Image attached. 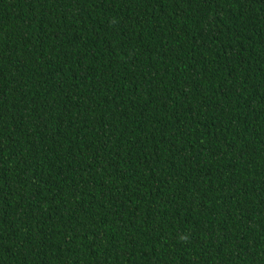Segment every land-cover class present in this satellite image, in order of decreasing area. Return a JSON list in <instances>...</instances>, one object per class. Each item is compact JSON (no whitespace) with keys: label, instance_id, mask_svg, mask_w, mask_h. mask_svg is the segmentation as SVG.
I'll return each instance as SVG.
<instances>
[{"label":"trees","instance_id":"16d2710c","mask_svg":"<svg viewBox=\"0 0 264 264\" xmlns=\"http://www.w3.org/2000/svg\"><path fill=\"white\" fill-rule=\"evenodd\" d=\"M0 264H264V0H0Z\"/></svg>","mask_w":264,"mask_h":264}]
</instances>
